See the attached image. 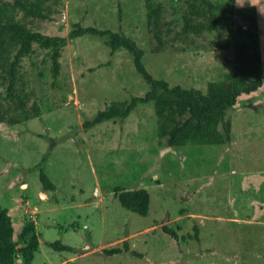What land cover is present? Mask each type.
<instances>
[{
    "label": "rangeland",
    "instance_id": "1",
    "mask_svg": "<svg viewBox=\"0 0 264 264\" xmlns=\"http://www.w3.org/2000/svg\"><path fill=\"white\" fill-rule=\"evenodd\" d=\"M59 1L47 5L48 18L32 19L29 27L64 37L72 22L121 32L142 51L153 78L200 92L232 71L234 46L245 35L178 37L185 0H149L163 5L171 28L156 52L143 24L145 0ZM236 2L255 7L262 84L227 110L230 140L222 146H166L151 104L83 128L97 110L147 90L131 55L123 48L110 52L105 36L67 39L54 79L49 61L40 62L43 51L33 47L22 58V80L41 112L19 124L0 123V206L18 245L22 225L34 222L38 248L29 264H264V0H233L235 8L242 7ZM230 21L245 26L236 17ZM15 40L0 37V60L12 57ZM40 171L53 190L41 188ZM115 187L144 188L146 215L121 207ZM162 224L175 229L176 240ZM124 239L140 256L101 253ZM52 241L75 252L54 251L45 245ZM21 263L15 255L13 264Z\"/></svg>",
    "mask_w": 264,
    "mask_h": 264
},
{
    "label": "trees",
    "instance_id": "2",
    "mask_svg": "<svg viewBox=\"0 0 264 264\" xmlns=\"http://www.w3.org/2000/svg\"><path fill=\"white\" fill-rule=\"evenodd\" d=\"M59 0H0V37L12 34L16 37L15 51L7 60H0V123L19 124L33 117L40 116V104L30 101L32 91H26L20 73L22 58L30 55L36 47L43 51L41 63L49 61L48 71L54 79L58 75L59 56L66 40L83 35L105 36V44L110 52L118 48L125 49L132 59L135 71L147 85V90L137 97L122 102H112L102 110L85 119L83 128L107 120H122L138 104H151L157 118L156 132L164 137L166 146L182 148L185 145L222 146L230 140V123L225 117L238 98L256 91L262 84L260 73V52L255 25V7L246 5L234 7L233 0H185L180 15L181 27L176 35L200 36L203 32H216L218 38L227 36L242 39L234 46L235 58L232 71L224 73L217 81L208 82L204 92L196 89H185L178 85L169 86L161 79L153 78L142 64V51L135 42L118 31L100 30L91 26H82L72 22L66 37L45 35L32 30L29 25L32 19L48 18L52 11L45 12L47 5H56ZM236 17L244 22L234 27L227 22ZM231 22V21H230ZM143 24L153 39V51L164 48L163 35L169 34L170 21L165 20V10L160 2L145 0L143 4ZM225 44H228L225 42ZM39 180L43 190H53V184L41 171ZM113 197L124 209L144 216L147 213L149 195L144 188L113 189ZM182 209L179 210V213ZM235 223V222H233ZM34 222H25L18 234L20 245L12 239L11 219L6 208L0 206V264H13L15 255L22 263L29 264L38 248L37 233ZM164 234L177 239L175 229L166 224L160 225ZM194 238L198 228L193 226ZM54 251L75 252L69 245L59 241L45 242ZM140 256L130 250L126 239L120 246L102 248L101 253L112 256L121 253Z\"/></svg>",
    "mask_w": 264,
    "mask_h": 264
},
{
    "label": "clouds",
    "instance_id": "3",
    "mask_svg": "<svg viewBox=\"0 0 264 264\" xmlns=\"http://www.w3.org/2000/svg\"><path fill=\"white\" fill-rule=\"evenodd\" d=\"M237 3V5H239V6H243V3H238V2H236Z\"/></svg>",
    "mask_w": 264,
    "mask_h": 264
},
{
    "label": "crops",
    "instance_id": "4",
    "mask_svg": "<svg viewBox=\"0 0 264 264\" xmlns=\"http://www.w3.org/2000/svg\"><path fill=\"white\" fill-rule=\"evenodd\" d=\"M228 218H232V217H228Z\"/></svg>",
    "mask_w": 264,
    "mask_h": 264
}]
</instances>
